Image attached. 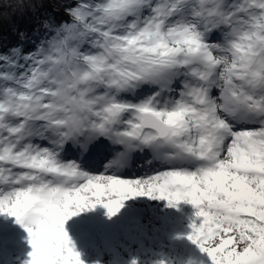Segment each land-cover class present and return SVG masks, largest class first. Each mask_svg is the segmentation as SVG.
<instances>
[{"label": "snow or ice", "instance_id": "snow-or-ice-1", "mask_svg": "<svg viewBox=\"0 0 264 264\" xmlns=\"http://www.w3.org/2000/svg\"><path fill=\"white\" fill-rule=\"evenodd\" d=\"M65 11L34 52L0 54V216L26 264H84L67 222L136 198L191 205L210 264H264V0ZM137 156L156 170L124 175Z\"/></svg>", "mask_w": 264, "mask_h": 264}, {"label": "rangeland", "instance_id": "rangeland-1", "mask_svg": "<svg viewBox=\"0 0 264 264\" xmlns=\"http://www.w3.org/2000/svg\"><path fill=\"white\" fill-rule=\"evenodd\" d=\"M37 46H31V50L25 53L34 52ZM194 221L199 222L189 204L182 203L176 209L166 207L163 201L136 198L127 201L111 220L106 217L105 209L97 207L95 211L73 217L67 222L66 230L83 256L102 245L110 260L119 253L139 258L155 246L167 245L191 259L201 254L186 239ZM24 242H27V233L15 223L14 218L0 216L1 259L5 261L11 246Z\"/></svg>", "mask_w": 264, "mask_h": 264}, {"label": "trees", "instance_id": "trees-1", "mask_svg": "<svg viewBox=\"0 0 264 264\" xmlns=\"http://www.w3.org/2000/svg\"><path fill=\"white\" fill-rule=\"evenodd\" d=\"M71 0H0V54L19 48L30 51L45 39V23L61 24L69 20L65 8ZM76 250H82L75 244ZM31 248L27 242L11 246L5 261L0 264H26ZM84 264H210L205 254L188 258L180 250L167 245H158L142 254L139 258L117 254L108 258L107 252L99 245L90 254L81 255Z\"/></svg>", "mask_w": 264, "mask_h": 264}]
</instances>
